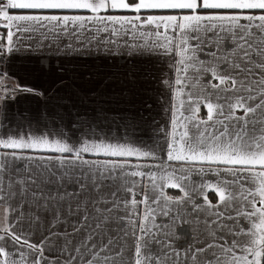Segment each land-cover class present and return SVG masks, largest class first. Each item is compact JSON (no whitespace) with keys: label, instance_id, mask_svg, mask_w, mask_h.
<instances>
[{"label":"snow or ice","instance_id":"1","mask_svg":"<svg viewBox=\"0 0 264 264\" xmlns=\"http://www.w3.org/2000/svg\"><path fill=\"white\" fill-rule=\"evenodd\" d=\"M0 264H264V0H0Z\"/></svg>","mask_w":264,"mask_h":264}]
</instances>
